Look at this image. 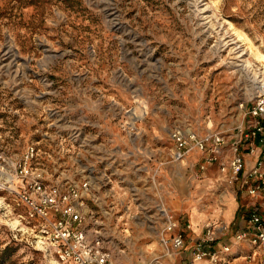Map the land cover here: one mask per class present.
Listing matches in <instances>:
<instances>
[{"label": "rangeland", "instance_id": "1", "mask_svg": "<svg viewBox=\"0 0 264 264\" xmlns=\"http://www.w3.org/2000/svg\"><path fill=\"white\" fill-rule=\"evenodd\" d=\"M262 81L264 0H0V264H58L22 219L30 147L47 183L89 182L82 209L110 264L177 261L160 236L184 194L214 220L236 197L240 218L264 217V197L220 170L236 140L255 169ZM190 130L225 144L177 158L172 134Z\"/></svg>", "mask_w": 264, "mask_h": 264}, {"label": "built area", "instance_id": "2", "mask_svg": "<svg viewBox=\"0 0 264 264\" xmlns=\"http://www.w3.org/2000/svg\"><path fill=\"white\" fill-rule=\"evenodd\" d=\"M260 84L257 95L248 115L257 119L251 129L254 137L262 135L264 127V81ZM172 140L176 144L177 158H183L192 150L218 153L220 146L225 144L224 137L219 133H209L199 136L192 130L182 133L175 131ZM241 140L232 143L230 158L220 165L222 173L227 174L231 182L241 178L247 193L254 197H264V145L255 169L246 173V160L240 153ZM211 150V151H210ZM254 152V149H252ZM37 157V150L30 147L19 172L26 185L17 192L20 202L25 206V216L22 218L31 225L37 244L42 250L55 256L58 264H110L111 255L104 246V241L98 231L92 233L87 225V215L82 209L88 202L85 194L89 190V182L81 186L47 183L42 174L32 166ZM216 160L210 154L209 162ZM257 182L250 185L249 180ZM165 228L160 236V242L165 254L178 257L186 249V240L178 221L169 212L165 213ZM239 227V226H238ZM231 224L225 222L207 223L203 236L190 248V259L184 264H229L232 254V244L218 242L231 233ZM237 244L248 243L251 246V258H259V264H264V217L257 211H252L245 219V227L233 234ZM150 264H159L155 259Z\"/></svg>", "mask_w": 264, "mask_h": 264}, {"label": "crops", "instance_id": "3", "mask_svg": "<svg viewBox=\"0 0 264 264\" xmlns=\"http://www.w3.org/2000/svg\"><path fill=\"white\" fill-rule=\"evenodd\" d=\"M249 165H250V161ZM249 168H251L249 166ZM250 198V197H249ZM251 199V198H250ZM191 199L186 195H182L179 199L175 198V202L173 203V200H170L169 209L171 210V215L174 216V218L179 222L184 221L186 222L184 227L186 229H183V226H180V229L183 231L185 240H186V249L182 252V254L178 257H176L177 261L173 262L172 264H184L187 262L190 257V248L193 247V245L203 236L204 234V228L205 224L203 226V222L206 220H213L215 222L210 223H218L222 222L220 220H214L216 217H219V214H216V210L208 211L207 210H200L198 208H194L192 205ZM254 200V199H253ZM253 200H250V202ZM252 202L248 205H252ZM231 210L229 213H226L223 215L224 221H228V224H231L233 220L236 219V223L234 224L236 226L235 231L232 230V233L228 234L226 237L223 238L222 241L218 242L217 246L220 247L222 243H228L232 244V254L230 255L229 264H259V258H251V246L248 243H240L237 244L234 241L233 234L234 232H237L239 230L238 226L245 227V220L244 218H240L239 212H240V204L237 201V197L234 202L231 203ZM247 205V207H248ZM180 225V224H179ZM203 226V227H202ZM247 247L248 251H244L242 247ZM175 259V258H173ZM174 261V260H173Z\"/></svg>", "mask_w": 264, "mask_h": 264}]
</instances>
